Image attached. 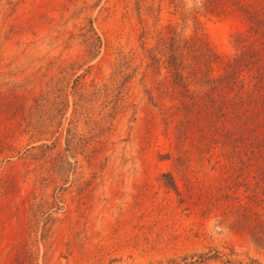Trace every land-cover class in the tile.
I'll return each instance as SVG.
<instances>
[{
    "label": "rangeland",
    "instance_id": "374dc122",
    "mask_svg": "<svg viewBox=\"0 0 264 264\" xmlns=\"http://www.w3.org/2000/svg\"><path fill=\"white\" fill-rule=\"evenodd\" d=\"M139 1L0 0V264H264V153L169 123L145 77L159 31L227 60L246 25Z\"/></svg>",
    "mask_w": 264,
    "mask_h": 264
},
{
    "label": "trees",
    "instance_id": "16d2710c",
    "mask_svg": "<svg viewBox=\"0 0 264 264\" xmlns=\"http://www.w3.org/2000/svg\"><path fill=\"white\" fill-rule=\"evenodd\" d=\"M171 3L176 4V0ZM138 7L142 20L145 10L154 11L149 0H140ZM200 15L242 18L246 30L237 36L236 55L223 60L198 36L183 38L170 26L168 34L159 31L158 45L148 50L145 77L156 78L162 70L168 75L148 91L150 100L169 123L173 117L166 101L176 100L175 114L184 117L197 132L220 133L231 140L236 136L237 143L250 149L249 160L260 158L264 153V0H200L194 14L196 22ZM95 35L86 39L89 55L101 44ZM104 90L109 92L106 87L97 89L96 94L102 97ZM86 94L83 86L82 95ZM230 120L236 125L224 131L220 123ZM169 186L176 189L174 182Z\"/></svg>",
    "mask_w": 264,
    "mask_h": 264
}]
</instances>
